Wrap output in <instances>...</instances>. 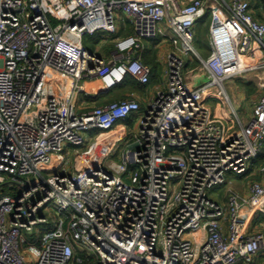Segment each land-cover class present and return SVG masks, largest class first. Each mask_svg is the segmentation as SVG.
<instances>
[{"label": "built area", "instance_id": "1", "mask_svg": "<svg viewBox=\"0 0 264 264\" xmlns=\"http://www.w3.org/2000/svg\"><path fill=\"white\" fill-rule=\"evenodd\" d=\"M208 13L203 58L196 29ZM123 16L131 36L120 35ZM98 33L114 46L110 61L84 45ZM158 34L171 47L166 84L137 131L121 129L141 110L135 97L82 110L87 83L104 93L128 77L149 85L141 53ZM250 72H264V22L248 0H0V264H254L264 166L248 197L209 198L229 172L249 176L263 153L264 94L245 125L224 87ZM211 99L229 107L233 127L213 116ZM70 147L87 148L74 171ZM64 154L62 172L41 174ZM43 211L59 219L27 246L23 232L49 225Z\"/></svg>", "mask_w": 264, "mask_h": 264}, {"label": "rangeland", "instance_id": "2", "mask_svg": "<svg viewBox=\"0 0 264 264\" xmlns=\"http://www.w3.org/2000/svg\"><path fill=\"white\" fill-rule=\"evenodd\" d=\"M207 20L211 21L210 13H208V15L203 20H201L202 22L200 21L199 23L200 24L204 23V21H207ZM166 23H168V20L163 21L160 24V26L165 28ZM122 26L124 27V24H123V21L120 20L118 23L119 31H120V27ZM161 39L162 37L160 36V34H158V36L155 39L145 41L144 42L145 52L146 53L151 52L153 49V46L155 47L156 44L159 43ZM101 41H102L101 34L99 33L96 34L94 37L86 36L83 39L84 45L89 50H92L98 53L105 51V47L100 43ZM199 46L200 44H198L196 40L195 48L198 52H199ZM201 64H202L201 62H196V64L193 67H191V69L197 68ZM189 71H190L189 68L184 71L183 73L184 77H186ZM260 78H262V76L260 75L259 72H250V73H247L246 76L244 77H237L235 79L233 78V79L227 80L224 83V87L227 90L231 98L232 104L245 125L247 124L249 120L250 113H252L255 104L260 99V97L264 94V82L262 81V79L260 80ZM106 96L109 99H114V98L117 99L122 96V93L118 92L117 89H115L113 90L112 93H109ZM83 98L84 97H81L80 104L83 102ZM217 103L218 101L216 99H211V100H208L207 105L211 107V109H214L217 106ZM95 133L96 131L91 132L89 135L94 136ZM70 148H71V157L69 158L70 160L69 168L71 169V171H74L76 158L81 153L86 151L87 148H84V147H81V148L70 147ZM115 160L118 161L117 158H115ZM67 161H68V158L66 157L65 154L59 160L52 159L51 163L49 165H46L41 170V174L45 177H48L51 174L60 173L66 167ZM259 174H260V171H259ZM248 175L250 176V178L252 177L256 178V176H251V174H248ZM246 177L247 176L229 172L226 175V180L224 184L217 186L213 188L212 190H210L209 198L213 201L223 202L225 198L227 197L229 191L232 190L231 188H234V187L236 188L241 183L245 182ZM33 179L35 181L37 180L36 178H33ZM126 182L130 183V181L128 180H126ZM41 215L46 217L49 220V225L48 224L38 225L34 228L33 232H28V231L23 232V235L28 242L27 246L33 245L36 243L40 246V242H42V239L44 235L46 234V232L50 230V228L53 226L54 221L59 219L58 215H55V214L50 215L46 211H43ZM256 222L258 225L261 224L260 228L261 230H263L264 229L263 227L264 215H259ZM24 255L26 256L28 260L31 259V255L28 252H24ZM258 258L254 262V264H264V256L259 259ZM35 260L36 259H33V261ZM94 263H95V260H92L91 264H94Z\"/></svg>", "mask_w": 264, "mask_h": 264}, {"label": "crops", "instance_id": "3", "mask_svg": "<svg viewBox=\"0 0 264 264\" xmlns=\"http://www.w3.org/2000/svg\"><path fill=\"white\" fill-rule=\"evenodd\" d=\"M248 1L251 4V9L254 13L255 18L257 20L263 22L264 0H248ZM120 20L123 21V24H124V27L123 26L120 27V35L126 36V34L129 32L133 33V27H132L131 21L124 16L121 17ZM199 24L200 23H198V25ZM169 26L170 25H169V21H168V23L165 24V28L164 27H161V28L164 31L170 32L172 35H175V33L172 30H170ZM208 37H209V32H208ZM162 43L164 44L163 39H161L160 42L157 43L155 47L153 46V49L150 52L153 54V57L156 59V62L159 64V68H155L154 66H149L153 71L150 84L147 86L141 85L142 89L138 92H132V91H125V93L122 92L123 93L122 97H124V99L135 97L138 99V101L140 102V105H141L140 112L133 117L132 121L129 122L130 125H128V126L130 127L131 131H134V130L137 131V128L140 124L139 123L140 117L146 112V110H148V108L151 104V101L156 96V93L158 92V90L165 87L166 79H165V60L164 59H165L166 53L168 51H170L171 47L169 44H164L163 49H159L157 46L162 45ZM106 46H105V51L101 52V53H102V56L105 60L110 61L111 56H112V52L114 50V46L113 45H106ZM260 75L263 78L264 72H261ZM120 87H118L116 89H119ZM86 89H87L88 95H81L79 98V104H80L81 97H84L83 102L80 104L82 110H84V111L92 109L94 107L103 106V105H106L108 103L113 102V101H110V99L106 96L109 93H112V91H110L108 93H104L102 91V88L100 87V85L97 84L96 82L87 83ZM217 101H218L217 106L214 109H211V107L208 106L210 108L213 116L216 118H221L227 124V126L233 127L234 126V117H233L231 111L229 110V107L223 106V104L219 100H217ZM122 126H124V124H122L121 127ZM124 129H125V127L122 128V130H124ZM259 171H260V168L257 169V171L250 170L249 174H251V176H256V178H253V177L250 178V176H247L245 178V182L241 183L236 188L235 187L231 188L232 190H230V191L236 192L241 197H244V198L248 197L249 196L250 183L252 181H254L253 179H255L257 181L262 180V176L259 174ZM228 196H229V193L223 202H218V201H215V202H217L219 204H226ZM261 215H264V214H261ZM256 221H257V219H255L254 224L251 227V233H255V232L259 231V229L261 230V228H260L261 224L258 225ZM263 227H264V224H263ZM263 256H264V250L261 251L259 258H261Z\"/></svg>", "mask_w": 264, "mask_h": 264}, {"label": "trees", "instance_id": "4", "mask_svg": "<svg viewBox=\"0 0 264 264\" xmlns=\"http://www.w3.org/2000/svg\"><path fill=\"white\" fill-rule=\"evenodd\" d=\"M263 22H264V18H263ZM210 23H211L210 20L204 21V23L199 24L197 26V29H196V40H197V43L200 44L199 53L201 54V56L203 58H208L211 54L209 37H208ZM132 34L133 33L129 32L126 34V36H131ZM141 58H142L141 60H142L144 65H146L148 67L154 66L155 68H159V64L156 62V59L153 57L152 53H150V52L146 53L144 50L141 53ZM141 89H142L141 85L134 78L128 77L126 79V81L121 85V87L119 89H117V91L120 93H122V92L125 93V91L138 92ZM112 92H113V90H112ZM122 95H123V93H122ZM121 97H119L117 99L116 98L110 99V101L115 102V101L124 100V97H122V98ZM132 120H133V117L131 119H129L126 123H124V126H122L121 129L123 127H125L124 131L130 133L131 129L128 125H130L129 122ZM263 166H264V149H263V153L260 155V157L252 163L250 170H257Z\"/></svg>", "mask_w": 264, "mask_h": 264}, {"label": "water", "instance_id": "5", "mask_svg": "<svg viewBox=\"0 0 264 264\" xmlns=\"http://www.w3.org/2000/svg\"><path fill=\"white\" fill-rule=\"evenodd\" d=\"M207 82V76L202 74L194 79V86L200 87L201 85L205 84Z\"/></svg>", "mask_w": 264, "mask_h": 264}]
</instances>
